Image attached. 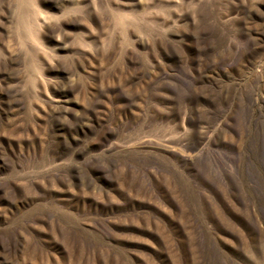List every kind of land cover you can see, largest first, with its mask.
Wrapping results in <instances>:
<instances>
[{
	"label": "rangeland",
	"instance_id": "374dc122",
	"mask_svg": "<svg viewBox=\"0 0 264 264\" xmlns=\"http://www.w3.org/2000/svg\"><path fill=\"white\" fill-rule=\"evenodd\" d=\"M0 264H264V0H0Z\"/></svg>",
	"mask_w": 264,
	"mask_h": 264
}]
</instances>
